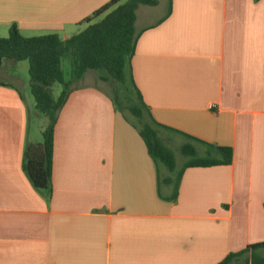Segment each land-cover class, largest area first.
<instances>
[{
    "label": "crops",
    "instance_id": "crops-1",
    "mask_svg": "<svg viewBox=\"0 0 264 264\" xmlns=\"http://www.w3.org/2000/svg\"><path fill=\"white\" fill-rule=\"evenodd\" d=\"M111 1L0 0V38L16 25L66 40ZM136 15L128 86L132 76L158 124L230 148L232 163L187 169L173 201L172 175L97 75L60 112L47 199L24 172L26 145L40 140L2 67L0 264H218L264 243V0H158Z\"/></svg>",
    "mask_w": 264,
    "mask_h": 264
},
{
    "label": "trees",
    "instance_id": "trees-1",
    "mask_svg": "<svg viewBox=\"0 0 264 264\" xmlns=\"http://www.w3.org/2000/svg\"><path fill=\"white\" fill-rule=\"evenodd\" d=\"M157 5L158 0H127L124 4H120V0H112L84 21L88 25L85 30L66 40L56 34L26 38L16 25L10 28L7 38H0V68L8 62H28L29 88L34 98L35 110L48 120L43 132V142L28 143L23 162L24 172L32 186L45 198L50 199L52 196L55 126L72 92V82L65 81L62 71V58L66 54L71 55L75 80H81L88 71H94L101 72L98 74L99 80L109 83L114 92H117V86L127 87L137 103L129 100L131 104L125 105L122 113L138 130L154 164L165 168L172 175L169 178L171 183L165 184L175 188L173 201L177 199L180 181L187 169L228 166L232 163L230 148L206 145L158 124L144 103L132 76L128 86V67L135 55L139 39L136 12L140 6ZM170 13L171 10L168 16ZM102 16L104 18L100 22L93 23ZM55 84L63 86L57 99L52 95V86ZM113 101L117 106L119 100L116 94L113 95ZM175 134L185 136L188 141L180 149L185 159L181 167L169 146L171 136ZM197 144L207 146L208 153L205 156L198 154L195 146ZM218 264H264V243L250 245L238 253H230Z\"/></svg>",
    "mask_w": 264,
    "mask_h": 264
},
{
    "label": "rangeland",
    "instance_id": "rangeland-1",
    "mask_svg": "<svg viewBox=\"0 0 264 264\" xmlns=\"http://www.w3.org/2000/svg\"><path fill=\"white\" fill-rule=\"evenodd\" d=\"M121 4H123V2ZM103 18H104V16L99 17V18L95 19L93 21V23H98ZM3 67H4V71L6 74L9 73L8 75L10 77L13 76L14 78L16 77L18 79L19 86L22 88L24 97L26 99V102L28 103V108H29V112H30L31 134L39 137L40 144H41L43 142V132L48 125V120L46 117L39 114L35 110L34 98L31 95V92L29 89V84H30L29 64L27 61L17 62V63L8 62V63H5ZM62 71H63L65 81L66 82L71 81L72 87H77V86L82 85L86 82H89V81H91L92 77L96 79L97 75L101 74V72L88 71L86 73V75L81 80H75L73 77L71 55L70 54H66L62 58ZM2 79L8 81V79H6V77H4ZM97 84L99 87H101L105 91L111 93L112 95H114V94L117 95L118 100H119V103L117 104V109L121 113L125 111V108H123V107H125V105L131 104L130 101H134L135 103H137V101L134 100L135 98H133V96L130 95V93L128 92L127 87L117 86V92H114L112 87H110V89H109V87L105 86L103 83H100L99 81L97 82ZM62 91H63V86L61 84H55L52 86V95L55 99H57L60 96ZM127 114H128V112H127ZM128 115H130V114H128ZM167 143H169V141H167ZM169 146L171 147V150L173 151V153L175 155V158L178 162V165L182 164L185 159L181 154V151L179 149V144L175 141V142L170 143Z\"/></svg>",
    "mask_w": 264,
    "mask_h": 264
},
{
    "label": "built area",
    "instance_id": "built-area-1",
    "mask_svg": "<svg viewBox=\"0 0 264 264\" xmlns=\"http://www.w3.org/2000/svg\"><path fill=\"white\" fill-rule=\"evenodd\" d=\"M211 109H213V107H211Z\"/></svg>",
    "mask_w": 264,
    "mask_h": 264
}]
</instances>
